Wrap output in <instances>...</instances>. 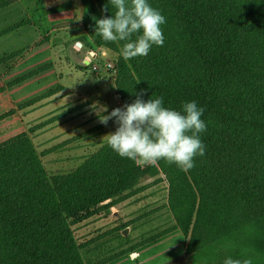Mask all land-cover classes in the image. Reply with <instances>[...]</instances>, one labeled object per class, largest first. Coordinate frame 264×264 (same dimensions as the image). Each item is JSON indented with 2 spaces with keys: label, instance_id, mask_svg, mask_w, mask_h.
<instances>
[{
  "label": "trees",
  "instance_id": "1",
  "mask_svg": "<svg viewBox=\"0 0 264 264\" xmlns=\"http://www.w3.org/2000/svg\"><path fill=\"white\" fill-rule=\"evenodd\" d=\"M93 1L98 15L83 25L95 46L116 54L121 106L137 95L163 97L165 107L178 111L196 101L207 126L205 155L185 172L163 160L138 165L105 143L74 169L48 175L27 132L1 140L0 264H84L71 226L97 205L108 208L104 201L145 175H165L186 254L264 215V4L148 0L166 18L164 44L126 61L124 42H105L94 32L96 19L115 9L109 0Z\"/></svg>",
  "mask_w": 264,
  "mask_h": 264
},
{
  "label": "rangeland",
  "instance_id": "2",
  "mask_svg": "<svg viewBox=\"0 0 264 264\" xmlns=\"http://www.w3.org/2000/svg\"><path fill=\"white\" fill-rule=\"evenodd\" d=\"M94 2L0 0V141L27 132L48 175L74 169L115 131L112 120L98 122L94 104L109 112L122 107L116 54L95 46L83 25L98 15ZM105 202L108 208L97 205L71 226L84 264L264 263V215L186 254L163 173L145 175Z\"/></svg>",
  "mask_w": 264,
  "mask_h": 264
},
{
  "label": "clouds",
  "instance_id": "3",
  "mask_svg": "<svg viewBox=\"0 0 264 264\" xmlns=\"http://www.w3.org/2000/svg\"><path fill=\"white\" fill-rule=\"evenodd\" d=\"M109 3L115 11L110 9L111 16L96 19L94 32L105 42H124L121 48L124 60L147 56L154 45L163 46L162 25L166 18L148 0H109ZM102 11H109L108 4ZM93 108L99 123L106 126L112 120L116 125L115 131L106 134V142L121 158L143 166H155L163 160L187 172L195 167L196 157L205 155L201 134L207 126L201 119L204 109L196 101L185 102L182 111H178L165 107L163 97L151 96L145 101L137 95L133 102L110 112L107 105L94 104ZM224 264H252V261L229 257Z\"/></svg>",
  "mask_w": 264,
  "mask_h": 264
},
{
  "label": "built area",
  "instance_id": "4",
  "mask_svg": "<svg viewBox=\"0 0 264 264\" xmlns=\"http://www.w3.org/2000/svg\"><path fill=\"white\" fill-rule=\"evenodd\" d=\"M109 66H113L112 63H108Z\"/></svg>",
  "mask_w": 264,
  "mask_h": 264
},
{
  "label": "bare ground",
  "instance_id": "5",
  "mask_svg": "<svg viewBox=\"0 0 264 264\" xmlns=\"http://www.w3.org/2000/svg\"><path fill=\"white\" fill-rule=\"evenodd\" d=\"M80 45H81V43L78 46H80Z\"/></svg>",
  "mask_w": 264,
  "mask_h": 264
},
{
  "label": "water",
  "instance_id": "6",
  "mask_svg": "<svg viewBox=\"0 0 264 264\" xmlns=\"http://www.w3.org/2000/svg\"><path fill=\"white\" fill-rule=\"evenodd\" d=\"M78 45L80 44V43H77Z\"/></svg>",
  "mask_w": 264,
  "mask_h": 264
}]
</instances>
